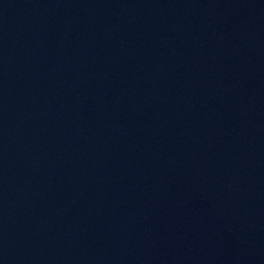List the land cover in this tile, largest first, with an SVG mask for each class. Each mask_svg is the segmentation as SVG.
<instances>
[{"label":"water","instance_id":"1","mask_svg":"<svg viewBox=\"0 0 264 264\" xmlns=\"http://www.w3.org/2000/svg\"><path fill=\"white\" fill-rule=\"evenodd\" d=\"M64 0H0V264H124Z\"/></svg>","mask_w":264,"mask_h":264}]
</instances>
